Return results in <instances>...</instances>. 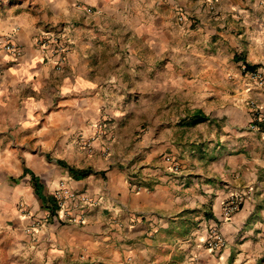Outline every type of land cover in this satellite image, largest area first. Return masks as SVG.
<instances>
[{
  "label": "crops",
  "instance_id": "0c3cea01",
  "mask_svg": "<svg viewBox=\"0 0 264 264\" xmlns=\"http://www.w3.org/2000/svg\"><path fill=\"white\" fill-rule=\"evenodd\" d=\"M28 1L0 21V264H264V85L241 70L264 74V0ZM60 182L81 223L52 219Z\"/></svg>",
  "mask_w": 264,
  "mask_h": 264
},
{
  "label": "built area",
  "instance_id": "2783aa9c",
  "mask_svg": "<svg viewBox=\"0 0 264 264\" xmlns=\"http://www.w3.org/2000/svg\"><path fill=\"white\" fill-rule=\"evenodd\" d=\"M208 1V0H202ZM188 17L182 12L178 11L176 14V20L178 23H185L187 22ZM52 42V44H55V49L53 53V58L55 60L54 66L57 70L61 68V62L64 59L65 52L67 49L68 44H66L65 41H58L57 38L53 39L51 37L45 36L41 37L36 41V45L42 49H45L48 47V45ZM3 49L10 53L13 57H19L21 55V49L16 46L14 43L7 42L4 44ZM242 73H244V66H242ZM250 80L255 81V83L259 86L264 85V74L254 70L250 73H245ZM250 108V121L248 123V128L251 131H257L259 133L264 134V109L260 108L256 103H249L248 104ZM96 133L99 132L100 129H102V124L98 123L96 125ZM93 140V139H92ZM84 148L87 151L91 150V141L86 140L83 144ZM164 162L166 164H169L171 172H178L179 167L176 165L170 156H167L164 158ZM53 198L55 199V203L57 206V215L52 218L51 213H47L44 217L45 220L48 219H61L66 220L72 223H81L83 218L80 214L78 215H72L70 210L68 209L69 205L72 204V206H77V204H84L88 205L90 201L87 197L84 195H78L75 192H73L64 182H60L59 187L54 190L53 192ZM242 198L240 196H233L227 202L225 203L222 215L225 219L230 218L235 212L239 210V208L242 205ZM92 204V202L90 203ZM24 210V209H22ZM59 217V218H58ZM224 244L223 238L220 236L219 232L216 230H212L209 234L207 245L210 249L215 250L219 247H222Z\"/></svg>",
  "mask_w": 264,
  "mask_h": 264
},
{
  "label": "rangeland",
  "instance_id": "374dc122",
  "mask_svg": "<svg viewBox=\"0 0 264 264\" xmlns=\"http://www.w3.org/2000/svg\"><path fill=\"white\" fill-rule=\"evenodd\" d=\"M28 2H29L28 0H0V21L2 22L4 19L8 18L7 14H9V13L28 8L27 7L28 6ZM100 131H101V129L99 130V132ZM138 134H139V131L137 130L135 135H138ZM89 140L92 141L91 138L88 139V141ZM170 234H172V233H170ZM161 238H162V240L165 239L166 238V234H164ZM173 238H175V235H174V237H172V239ZM179 257H180V255H176L175 256V261H178ZM159 264H162V263H159Z\"/></svg>",
  "mask_w": 264,
  "mask_h": 264
},
{
  "label": "trees",
  "instance_id": "16d2710c",
  "mask_svg": "<svg viewBox=\"0 0 264 264\" xmlns=\"http://www.w3.org/2000/svg\"><path fill=\"white\" fill-rule=\"evenodd\" d=\"M244 65V74L245 73H250V72H253L254 70H256L255 67H251L247 64H243ZM196 116H193V118H195ZM201 121H204V118L200 119V118H196V119H193V123H199ZM69 170V173L70 175H72L73 177L75 178H79V177H85V176H88L90 175L93 171L91 169H83V170H75V169H72V168H68ZM49 206H48V209L51 211V212H54V210H57V206L56 204L54 203V201L52 199H47V201Z\"/></svg>",
  "mask_w": 264,
  "mask_h": 264
}]
</instances>
